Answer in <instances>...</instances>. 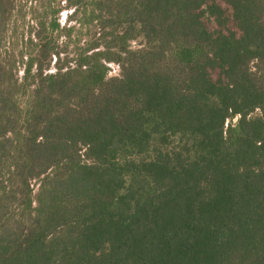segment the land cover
<instances>
[{"label": "trees", "instance_id": "1", "mask_svg": "<svg viewBox=\"0 0 264 264\" xmlns=\"http://www.w3.org/2000/svg\"><path fill=\"white\" fill-rule=\"evenodd\" d=\"M66 1L0 0V264H264V0Z\"/></svg>", "mask_w": 264, "mask_h": 264}, {"label": "rangeland", "instance_id": "2", "mask_svg": "<svg viewBox=\"0 0 264 264\" xmlns=\"http://www.w3.org/2000/svg\"><path fill=\"white\" fill-rule=\"evenodd\" d=\"M67 1L66 0H62V4H66ZM74 8L73 7H64L58 14V18L59 21L63 24V25H74L75 23H77L75 18H72V14L74 13ZM64 36H61L59 38L60 43H62V40L64 39ZM63 55V54H62ZM56 61V60H55ZM54 63V62H53ZM51 71L55 70L54 66H51L50 68ZM120 73V66L118 63L115 62H111L109 63V75L110 76H117ZM20 75L22 74V72L19 73Z\"/></svg>", "mask_w": 264, "mask_h": 264}]
</instances>
